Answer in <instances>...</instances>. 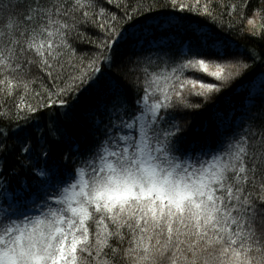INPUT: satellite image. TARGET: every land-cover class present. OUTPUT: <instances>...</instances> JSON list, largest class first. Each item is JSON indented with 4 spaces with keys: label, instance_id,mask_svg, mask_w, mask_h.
I'll use <instances>...</instances> for the list:
<instances>
[{
    "label": "snow or ice",
    "instance_id": "6c2138e0",
    "mask_svg": "<svg viewBox=\"0 0 264 264\" xmlns=\"http://www.w3.org/2000/svg\"><path fill=\"white\" fill-rule=\"evenodd\" d=\"M233 31L264 42V0H0V264H264V49ZM237 81L239 123L179 122Z\"/></svg>",
    "mask_w": 264,
    "mask_h": 264
},
{
    "label": "trees",
    "instance_id": "16d2710c",
    "mask_svg": "<svg viewBox=\"0 0 264 264\" xmlns=\"http://www.w3.org/2000/svg\"><path fill=\"white\" fill-rule=\"evenodd\" d=\"M218 3H223L225 6L228 3H238L239 0H217ZM251 3L254 5L256 0H251ZM219 12L220 9L217 8ZM250 14V12H249ZM238 18V17H237ZM202 28L204 31L213 30V24L210 20H204L203 18L192 14L190 18L185 19L182 22V27L180 31L184 28ZM224 35L233 43V47L239 46L241 50L248 47H257L264 49V42H257L250 38H242L236 34L235 31L228 33L225 32ZM163 55L155 45L145 46L143 51L137 49L136 51L127 52L128 57H138L144 59L145 57ZM262 70L260 66H257L254 69V73H259ZM34 75H39L38 72H33ZM241 81H237L236 85H233L231 88H227L222 91L220 94L216 95L214 100L205 104L204 107L199 111H191L186 116H184L179 122L185 126L190 133L197 134L196 130H199L198 134H206L209 138H212L216 134L217 126L221 124V120L226 118L227 122L233 121V118H236V123H239V117L243 113L241 104L245 102V93L242 89L237 88V85L241 84ZM244 87H247V84L244 83ZM259 106V102H258ZM3 108H0L2 111ZM68 133L76 140L86 143L85 137L87 135V129L83 125H69ZM57 155H59V150H56ZM24 176H27L25 173ZM23 177L13 178V184H15L16 179ZM31 179V177H27ZM259 227V225H257Z\"/></svg>",
    "mask_w": 264,
    "mask_h": 264
},
{
    "label": "rangeland",
    "instance_id": "374dc122",
    "mask_svg": "<svg viewBox=\"0 0 264 264\" xmlns=\"http://www.w3.org/2000/svg\"><path fill=\"white\" fill-rule=\"evenodd\" d=\"M39 210L38 209H32L30 212H29V215H35V214H38Z\"/></svg>",
    "mask_w": 264,
    "mask_h": 264
}]
</instances>
